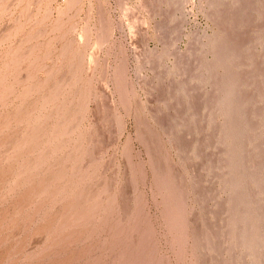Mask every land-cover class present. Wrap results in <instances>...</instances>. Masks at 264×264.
Masks as SVG:
<instances>
[{
  "label": "rangeland",
  "instance_id": "1",
  "mask_svg": "<svg viewBox=\"0 0 264 264\" xmlns=\"http://www.w3.org/2000/svg\"><path fill=\"white\" fill-rule=\"evenodd\" d=\"M0 264H264V0H0Z\"/></svg>",
  "mask_w": 264,
  "mask_h": 264
},
{
  "label": "bare ground",
  "instance_id": "2",
  "mask_svg": "<svg viewBox=\"0 0 264 264\" xmlns=\"http://www.w3.org/2000/svg\"><path fill=\"white\" fill-rule=\"evenodd\" d=\"M52 93V92H51ZM57 93V92H56ZM48 97V96H47ZM64 103V102H63ZM67 107V106H66ZM69 107V106H68ZM67 110H68V108H67ZM67 110H66V112H67ZM64 114H66V113H64ZM62 117V116H61ZM60 117V118H61ZM62 118H64V117H62ZM66 118H67V115H66ZM61 122H63L62 120H61ZM60 122V123H61ZM58 123V122H57ZM56 125V124H55ZM69 125V124H68ZM65 126V125H64ZM68 129V128H67ZM66 129V130H67ZM46 130V129H45ZM54 131V130H53ZM238 134V133H237ZM30 136V135H29ZM42 139V138H41ZM83 140V139H82ZM33 141V140H32ZM73 141V140H72ZM61 142V141H60ZM59 144V143H58ZM82 144V143H81ZM82 155V154H81ZM79 156V155H78ZM50 164V163H49ZM59 170V169H58ZM76 171V170H75ZM80 172V171H79ZM74 175V174H73ZM82 175V174H81ZM66 177V176H65ZM83 178V177H82ZM68 181V180H67ZM235 184V183H234ZM236 186V185H235ZM77 192V191H76ZM76 202H78V201H76ZM97 203V202H96ZM237 205V204H236ZM246 212V211H245ZM244 212V213H245ZM250 212V211H249ZM241 213V212H240ZM242 214V213H241ZM247 214H249L248 212H247ZM247 214H246V216H247ZM238 215H239V212H238ZM245 215V214H244ZM236 216V215H235ZM241 218V217H240ZM247 219H248V217H247ZM250 219V218H249ZM233 222V221H232ZM245 222V221H244ZM246 223V222H245ZM234 225H236V224H234ZM233 225V226H234ZM248 227V226H247ZM250 227V226H249ZM244 229H246V228H244ZM250 229V228H249ZM247 231V230H246ZM241 232V231H240ZM244 232V231H243ZM249 232V231H248ZM247 233V232H246ZM252 233V232H251ZM250 234V233H249ZM242 235V234H241ZM252 235H254V234H252ZM246 237H247V235H246ZM256 238V237H255ZM240 239V238H239ZM248 239V238H247ZM248 240H251L252 241V239H248ZM255 242V241H254ZM251 244V243H250ZM247 245V244H246ZM248 246V245H247Z\"/></svg>",
  "mask_w": 264,
  "mask_h": 264
}]
</instances>
